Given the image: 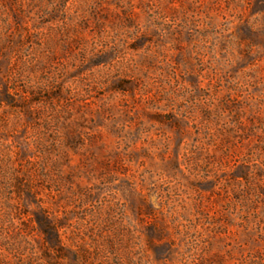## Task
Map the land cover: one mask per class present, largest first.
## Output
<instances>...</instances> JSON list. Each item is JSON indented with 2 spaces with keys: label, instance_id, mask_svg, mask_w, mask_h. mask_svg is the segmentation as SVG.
Masks as SVG:
<instances>
[{
  "label": "rangeland",
  "instance_id": "374dc122",
  "mask_svg": "<svg viewBox=\"0 0 264 264\" xmlns=\"http://www.w3.org/2000/svg\"><path fill=\"white\" fill-rule=\"evenodd\" d=\"M0 264H264V0H0Z\"/></svg>",
  "mask_w": 264,
  "mask_h": 264
}]
</instances>
